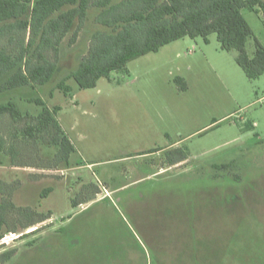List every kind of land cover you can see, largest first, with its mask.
<instances>
[{"label": "rangeland", "instance_id": "1", "mask_svg": "<svg viewBox=\"0 0 264 264\" xmlns=\"http://www.w3.org/2000/svg\"><path fill=\"white\" fill-rule=\"evenodd\" d=\"M97 12L74 43L71 34L62 40L48 83L0 92V103L31 114L40 106L29 99L59 105L74 146L68 165L54 164L57 146L22 138L25 122L0 118V135L18 152L16 164L2 156L0 201L30 206L39 220L23 229L14 225L27 218L10 222L0 254L15 252L0 264H264V72L247 78L216 33L208 42L185 36L95 87L68 79L66 96L56 84L105 29ZM241 13L252 57L254 39L264 46V9ZM175 149L187 157L169 164L165 153Z\"/></svg>", "mask_w": 264, "mask_h": 264}, {"label": "trees", "instance_id": "2", "mask_svg": "<svg viewBox=\"0 0 264 264\" xmlns=\"http://www.w3.org/2000/svg\"><path fill=\"white\" fill-rule=\"evenodd\" d=\"M93 8L98 10L95 23L105 29L91 34L88 51L76 69L56 84L66 96L71 90L68 79L82 89L95 87L98 79L109 77L114 71L128 72L130 61L185 36H201L208 42V36L216 33L221 49L237 51L236 62L247 78L255 79L264 72V46L254 39L253 56L246 53L245 44L253 32L241 13L242 8L264 9L263 0H0V92L48 83L57 70L60 43L67 34H71L70 44L76 41ZM4 38L5 43L1 41ZM175 81L181 88L186 87L181 77ZM29 100L40 106L36 114L22 112L13 100H8L0 103V118L8 116L14 124L25 122L20 136L57 146L54 164L68 165L74 146L56 118L60 106L49 107L40 98ZM17 155L14 146L0 135V165L2 156L16 164ZM165 155L167 163L177 164L186 159L187 152L175 149ZM50 191L46 187L40 196L45 197ZM33 214L32 207L16 206L2 197L0 241L12 230L10 222L18 221L20 216L26 221L14 226H36L39 220ZM14 252L0 254V263L9 260Z\"/></svg>", "mask_w": 264, "mask_h": 264}]
</instances>
